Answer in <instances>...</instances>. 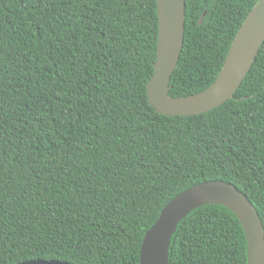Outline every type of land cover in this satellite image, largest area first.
<instances>
[{
	"label": "trees",
	"instance_id": "trees-1",
	"mask_svg": "<svg viewBox=\"0 0 264 264\" xmlns=\"http://www.w3.org/2000/svg\"><path fill=\"white\" fill-rule=\"evenodd\" d=\"M260 0H186L170 97L210 87ZM157 0H0V264H140L168 203L231 183L264 225V44L234 97L193 117L153 108ZM170 264H248L227 207L177 228Z\"/></svg>",
	"mask_w": 264,
	"mask_h": 264
},
{
	"label": "water",
	"instance_id": "water-1",
	"mask_svg": "<svg viewBox=\"0 0 264 264\" xmlns=\"http://www.w3.org/2000/svg\"><path fill=\"white\" fill-rule=\"evenodd\" d=\"M159 33L155 73L147 84L150 105L168 117L208 113L231 100L251 71L264 44V0L250 11L228 52L215 82L187 97H170L171 78L184 46L186 0H157ZM217 204L229 208L241 222L248 264H264V225L254 204L231 183L209 181L171 200L145 235L140 264H170V246L180 223L194 210ZM21 264H71L58 260H31Z\"/></svg>",
	"mask_w": 264,
	"mask_h": 264
}]
</instances>
